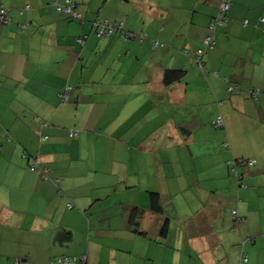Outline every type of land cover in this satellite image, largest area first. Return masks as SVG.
Returning <instances> with one entry per match:
<instances>
[{
	"label": "crops",
	"instance_id": "crops-1",
	"mask_svg": "<svg viewBox=\"0 0 264 264\" xmlns=\"http://www.w3.org/2000/svg\"><path fill=\"white\" fill-rule=\"evenodd\" d=\"M53 1L0 0V264H264V0H235L202 66L182 50L221 0H77L83 22ZM99 14L132 36L99 37Z\"/></svg>",
	"mask_w": 264,
	"mask_h": 264
},
{
	"label": "built area",
	"instance_id": "built-area-1",
	"mask_svg": "<svg viewBox=\"0 0 264 264\" xmlns=\"http://www.w3.org/2000/svg\"><path fill=\"white\" fill-rule=\"evenodd\" d=\"M234 0H222L220 3V7H219V13L215 16L214 21L211 23V25L209 26L210 28V33L205 37L204 39V44L202 47H200L193 55L190 53V50L188 48H186L184 50L185 55L190 56L191 60L195 63H198L199 65H203L204 64V60L205 58L209 55V52L215 47L216 45V35H215V31L216 28L223 24V22H225L227 19L223 17V13L227 12ZM58 9L61 10L63 9L64 12H73L74 16L76 18L81 17L80 13H76L75 11H72V7L70 6H64V8L61 5H58ZM0 21L2 23H6L8 24L10 21L9 15H8V10L6 8H1L0 9ZM248 23V19H246L244 21V25H246ZM94 26L96 28V30L98 31V35H113L115 33H120L122 37L125 38H130V36H132V34L128 31H126L124 29V25L123 23H110L108 20L106 19H101V18H97L94 21ZM24 28V26H23ZM144 35H141L142 38ZM80 42H82V39H79ZM159 41H155L154 42V46L156 47L157 45H159ZM216 74H218V71H214ZM70 89V87H69ZM230 90H232V87H230ZM258 91V90H257ZM68 99V90L65 91L63 93V100L66 101ZM217 126H222L223 125V117L219 116L217 119ZM37 134H40V131H37ZM70 137H74L78 135V131L75 129H71L70 133H69ZM42 139H46L47 136L42 135L41 136ZM256 159L254 158H249V159H239L236 160L234 163V167L232 168V172L235 175H239L238 173V169L237 166L239 164H243V165H248V166H252L256 164ZM32 170L38 171V172H42L44 177H47V173H48V169L46 167H41L39 166L38 162L35 161L32 164L31 167ZM69 206H72L71 204H69ZM233 213H237V211H233ZM245 259L247 260V255L245 257ZM86 260V257H77V256H73V255H69V256H60L58 257L56 260L52 261L50 264H78L80 262H84ZM24 260L23 259H19L16 261V264H23ZM25 264H38L35 262H29L27 261Z\"/></svg>",
	"mask_w": 264,
	"mask_h": 264
},
{
	"label": "trees",
	"instance_id": "trees-1",
	"mask_svg": "<svg viewBox=\"0 0 264 264\" xmlns=\"http://www.w3.org/2000/svg\"><path fill=\"white\" fill-rule=\"evenodd\" d=\"M222 1V0H221ZM235 2V0L233 1V3ZM232 3V4H233ZM53 5L55 6V9L58 11V12H60V13H63V14H65V15H67L70 19H73V20H77V21H81V22H83V20L85 19V17H86V13H84V12H82V11H80L79 9H78V2H77V0H54L53 1ZM58 5H61L63 8H64V6H70V7H72V11H75L76 13H80L81 14V17H79V18H76L75 16H74V14H73V12H64V10L63 9H61V10H59L58 9ZM220 7V6H219ZM1 8H6L7 10H8V15H9V18H10V21H9V23L8 24H10L11 23V21H12V16H11V12H12V8H10V7H7V6H5V5H3V4H1L0 5V9ZM30 8V4L28 3V4H26L25 5V7L21 10V13L24 11V9H29ZM231 8V7H230ZM230 10V9H229ZM229 10L227 11V12H225V13H223V17L224 18H226L227 20L225 21V22H223V24H221V25H219L218 27H220V26H222V25H224V23H226L227 21H228V19H229V17H228V12H229ZM219 13V9H218V12L213 16V19H212V21H211V23L214 21V19H215V16L217 15ZM98 17L96 16L95 18H93L92 19V21H91V29H92V31L96 34V35H98V31L96 30V28H95V26H94V21L97 19ZM101 19H106V18H102L101 17ZM106 20H108V19H106ZM264 20V19H263ZM110 23H122V21H120V22H118V21H110V20H108ZM0 23L2 24V25H8V24H6V23H2L1 21H0ZM211 23H210V25H211ZM244 23V22H243ZM249 24V19H248V23L245 25V26H247ZM24 26V28L23 29H25V24H22V27ZM218 27L216 28V30L218 29ZM215 33H216V31H215ZM119 35H120V37H122L121 36V34L120 33H118ZM99 37H101V36H105V35H98ZM80 38H82V37H79V39ZM122 38H124V39H128V38H125V37H122ZM78 39V41H79V43H80V40ZM203 44H204V41H203ZM203 44H202V46H203ZM202 46H200V47H202ZM199 47V48H200ZM198 48V49H199ZM186 49V48H185ZM185 49H183L182 50V52L184 53V50ZM198 49H196V51L198 50ZM196 51H194V53L196 52ZM193 53V54H194ZM185 54V53H184ZM192 54V55H193ZM190 57V56H189ZM191 59V58H190ZM195 63V62H194ZM196 64H198V63H196ZM199 65V64H198ZM202 66V65H201ZM183 70H179V69H167L166 71H165V74H164V81L165 82H167V83H171V82H173V81H175V80H178L181 76H182V74H183ZM229 87H232V90L231 91H234L235 89H237L238 88V86H234V85H230ZM230 89V88H229ZM65 91H67V89H65L64 90V92ZM63 92V93H64ZM63 93L61 94L62 95V97H63ZM254 94H255V92H254ZM68 99H69V95H68ZM68 99L66 100V101H68ZM64 101V100H63ZM66 101H64V102H66ZM71 130V129H70ZM70 130H69V132H68V135H69V133H70ZM36 133H37V131H36ZM79 134V133H78ZM40 135V134H39ZM41 136L42 135H40V138H41ZM78 136V135H77ZM69 137H70V135H69ZM74 137H76V136H74ZM74 137H70V138H74ZM9 139H11L12 137L11 136H9L8 137ZM41 140H45V139H42L41 138ZM36 160H33L32 161V163L30 164V166L32 167V164H33V162H35ZM39 164V166H41V167H46L47 169H48V172H49V168L47 167V166H45V165H41L40 163H38ZM240 165V164H239ZM237 169H238V166H237ZM33 171H35V170H33ZM38 172V171H37ZM38 173H41L42 174V176H43V173L42 172H38ZM231 173H232V171H231ZM49 175V174H48ZM240 176V175H239ZM150 200H151V209L152 210H154L155 212L156 211H162L163 210V208H164V206H163V204H162V201H161V195H160V193L159 192H150ZM68 204H71L72 206H73V204H72V202H69ZM72 206H69V207H72ZM133 211H137V213L138 214H142V212H143V208H141L140 206H136V207H134V209H133ZM232 214L237 218V219H240V217L238 216V214H235V213H233V211H232ZM169 226H170V218H166L165 220H164V222H163V224H162V226H161V228H160V234L162 235V236H167V234H168V232H169ZM136 231H139L138 229H135ZM246 253H241V256H240V262L241 263H246L247 261H248V256H247V260L245 259V257H246ZM61 256H64V255H61ZM65 256H69V255H65ZM73 256H77V255H73ZM58 257H60V256H57L55 259H53L52 261H54V260H56ZM77 257H79V256H77Z\"/></svg>",
	"mask_w": 264,
	"mask_h": 264
},
{
	"label": "rangeland",
	"instance_id": "rangeland-1",
	"mask_svg": "<svg viewBox=\"0 0 264 264\" xmlns=\"http://www.w3.org/2000/svg\"><path fill=\"white\" fill-rule=\"evenodd\" d=\"M80 1V3H81V0H79ZM133 1H136V2H138V0H110V2L107 4V9L110 11V12H113V13H115V11L117 10V9H119V10H121V11H123L125 8V10H127V5L128 4H130V5H128L129 7L130 6H133L132 5V2ZM124 2V3H123ZM209 2H210V0H209ZM121 3H123V4H121ZM124 5V6H123ZM121 7H125V8H121ZM133 9H134V7H132ZM135 10V9H134ZM136 11V10H135ZM97 17H99V18H105V17H103V15L102 14H99V15H97ZM216 41H217V38H216ZM216 44H217V42H216ZM216 46V45H215ZM234 167V163H231V165H230V171L232 170V168ZM234 177H239V175H235L233 172L231 173Z\"/></svg>",
	"mask_w": 264,
	"mask_h": 264
}]
</instances>
